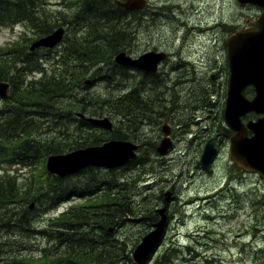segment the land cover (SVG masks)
Wrapping results in <instances>:
<instances>
[{
    "label": "rangeland",
    "instance_id": "1",
    "mask_svg": "<svg viewBox=\"0 0 264 264\" xmlns=\"http://www.w3.org/2000/svg\"><path fill=\"white\" fill-rule=\"evenodd\" d=\"M152 2L150 10L133 12V17L124 20L120 26L136 32L126 54L135 58L145 51L162 50L171 56L172 67L162 68L160 74L149 77L134 71L131 74L133 78L126 80V92L140 87L141 99H148V103L144 102V112L138 117L142 118V123L129 122L130 118L118 116L107 105L95 107L87 103L91 97L122 98L124 91L121 88L124 86L113 88L97 80L103 75L126 78L122 68L113 66V59L102 68L91 67L87 65V59L74 62L73 56L64 53L66 59L69 58L65 66L61 61L50 64L54 51L40 50L36 54L37 58H41L38 61L40 69L46 72L53 70L58 76L64 71L74 75L70 81L69 96H62L52 104L61 111V120L42 125V135L60 141L64 137H87L91 131L79 127L72 113L77 108L96 109L98 113L102 112L101 116L85 114L92 118H108L112 131H121L124 140L140 147L135 163H129V168L128 165L118 168V172L128 174L132 170L138 171L130 177L121 178L103 168L87 170L85 175L70 177L61 184L46 181L43 186L51 185L53 192L45 196L40 193L33 209H28V204L19 209L9 205L6 210L8 216H12L11 221H19L22 214L28 226L24 231L13 225L11 229L0 228V242L7 244V256L0 255V264H12L8 261L12 256H8L15 252L17 245H21L18 252L29 260H55L56 264H65L64 254L70 246H75V239L69 235L75 233L76 228L67 230L62 226L66 220H61L76 213L74 210L80 206L93 202H88V199H95V195L104 192L118 197L114 204L118 211L110 214L114 221V228L109 230L112 235L106 232L105 227L97 226L95 233L97 236L103 234L117 248L119 256L115 264H133L131 258L128 262L118 243L125 242L126 252L129 251L131 256L144 235L142 233L151 229L158 220L155 210L165 206L168 221L164 238L143 264H264V181L257 174L239 170L229 156L228 137L218 135L225 125L222 108L228 82V78L223 77L227 68L223 40L227 39L234 26L253 25L261 9L252 5L240 6L235 0ZM69 5L68 0H51L45 10L58 17V27L65 29L68 42H72L81 36L71 26L63 24L64 20L58 16V13H68ZM25 32L23 25L0 28V48L19 39ZM64 47L66 44L61 43L56 47L57 52H62ZM96 69H100L98 76L94 74ZM215 72L219 73V78L211 81ZM154 80L156 83H153ZM218 86L224 97L214 95ZM160 95L164 96V101L158 100ZM252 96L251 90L245 94L247 99ZM201 100L207 101L205 105ZM1 101L0 110L4 109ZM257 117L259 115L248 113L242 121H254ZM60 124L64 128L69 126L68 130L60 128ZM163 125L170 129L171 147L165 156H159L155 149L163 138ZM104 131L98 130L106 134L107 131ZM209 139H214L217 156L211 164V171L207 172L200 166L199 158ZM5 165L0 174L11 170L21 185L28 182L31 171L35 173L36 181L48 179L50 175L42 165L32 168L20 164ZM142 177L145 181L143 192L132 186V181ZM117 183H122V187L115 186ZM107 184H111L112 189L106 188ZM228 185L234 190L228 192ZM86 194L87 198H84L82 195ZM89 229L78 228L86 233ZM64 234L69 236L67 242L59 239Z\"/></svg>",
    "mask_w": 264,
    "mask_h": 264
},
{
    "label": "trees",
    "instance_id": "2",
    "mask_svg": "<svg viewBox=\"0 0 264 264\" xmlns=\"http://www.w3.org/2000/svg\"><path fill=\"white\" fill-rule=\"evenodd\" d=\"M50 1L0 0V28H13L23 25L26 32L35 36L34 39L49 35L60 26L57 23L58 17L47 13L45 10ZM68 1L70 2V5L67 7L69 12L65 15L58 13V16H61L64 20L63 24L71 26L74 29L73 31L77 32L81 38L68 42V37L65 36L62 43H65L66 47L62 49V52L58 53L56 47V50L55 48H41L29 51V44L34 39L32 38L33 36L29 37V34L26 32L19 39L0 48V83H7L10 89L8 97L1 101L4 109L0 110V169H4L6 167L5 164L9 166L20 164L26 168H32L37 165H42L43 167L46 158L51 155L66 154L74 150L98 146L110 140H124L125 138L124 134L118 130L106 132V134L98 132V130L103 129L88 122L86 123L76 115L80 113L84 117H88L85 114L87 113L90 116H101L102 112L98 113L96 109L77 108L73 111V113H76H72V118L78 120L79 127L91 131L90 134H87V137L78 136L72 139L64 137L60 141L55 138L45 137L40 131V127L45 123H57L61 120V111L52 106V104L56 103V100L62 96H69L70 81L74 75L71 72L64 71L62 75L58 76L53 70L46 72L40 69L38 61L41 58H37L36 54L40 50L46 52L54 51L55 55L50 60V64L61 61L66 66L69 58L66 59L64 53H68L69 57H74V62H80L81 59L85 61L87 59V65L102 68L103 65L107 66L110 64L117 53L127 51L131 47L136 34L135 31H130L126 27L120 28L124 20L133 17V12L118 7L115 0ZM142 11L148 10L145 8ZM111 63L115 68H122L121 71L123 73H121L126 78L120 79L111 75H103L102 78H98L97 80H101L102 83H105L107 86L110 85L113 88H116L117 85L119 87L126 85V80L133 78L131 74L135 70L115 64L114 61ZM94 74L96 76L100 75V69H96ZM37 75L39 76L38 78ZM30 77L31 79H29ZM153 83H156V81L154 80ZM138 89L140 87L137 89L132 88V90L126 92V87L124 86L121 88L124 93L120 99L119 97L115 98V100L112 98L101 99L91 97L87 103L95 107L107 105L114 109L118 116L130 118L129 122L142 123V118L138 117H141L142 112H144L145 103H148V99L142 100L141 95L143 94L141 91L138 92ZM158 100L164 101L165 98L163 95H160ZM202 103L205 105V101H202ZM46 107L48 109H45ZM61 126L62 124H60V128L65 131L68 130L69 126L65 128ZM134 163V160L130 162L131 165ZM130 164H127L128 168L129 166L131 167ZM118 168L103 169L110 173H115L113 174L115 177L121 176V178L130 177L135 171H138L132 170L127 174L126 172H118ZM93 169L95 168L87 167L78 172L77 175L80 177L85 175L87 170ZM29 175L28 182L21 185L17 182V176L11 174V170L0 174L1 229H11V225H13L16 228H23L24 231L28 226V222L24 221L25 217L21 214L18 218L19 221H11L12 216H8L6 208L12 205L13 208L19 209L23 208L26 204L29 206L32 202L33 204L37 203L40 193L45 196L53 192L51 185L43 186L46 181H57L61 184L70 178H59L49 175L48 179L36 181L34 179V172L31 171ZM45 175L47 176L46 172ZM144 183V177H142L132 181V186L143 192L142 186H144ZM115 186L121 188L122 183H117ZM105 187L111 188L112 186L111 184H107ZM117 199V196L114 197L110 193L97 194L95 195V199H88V202H93L88 203L87 209L79 207L74 210L77 211L76 213L69 215V213H72L69 212L66 214L69 216L63 217L61 221H66L62 226L66 227L67 230L76 228L75 233L69 235L75 239V246H70V250L64 254L66 258L64 259L66 261L65 264L116 263L119 256L117 248L111 244L110 240H106L103 234L97 236L95 227L97 226L102 229L105 227L106 232L112 235L109 230L114 228V221L110 218V214L118 211V208L114 205ZM149 226H146L147 229ZM80 227L90 229L86 233L79 231L78 228ZM20 230L22 231V229ZM145 233L146 231L142 234ZM69 236L64 234L59 239L67 242ZM118 244L123 248L127 260L130 262V252H126L127 244L125 242ZM6 246L5 242H0L1 256H7ZM20 248L21 245H17L15 252H11L12 255L8 256H12L11 259H8L12 264H56L55 260H29L18 252ZM122 264L128 263L123 262Z\"/></svg>",
    "mask_w": 264,
    "mask_h": 264
},
{
    "label": "water",
    "instance_id": "3",
    "mask_svg": "<svg viewBox=\"0 0 264 264\" xmlns=\"http://www.w3.org/2000/svg\"><path fill=\"white\" fill-rule=\"evenodd\" d=\"M235 1L240 6L246 4L256 6L261 9V14L253 27L237 31L229 35L225 41L229 77L223 111L225 125L220 128L218 134L230 136L228 153L235 166L243 172L257 174L264 181V0ZM115 2L118 7L127 11L139 10L147 5V0H115ZM63 36V27H58L49 35L32 42L29 51L40 48L52 49L62 42ZM165 58L164 53L154 51L145 52L135 58L120 52L115 55L113 61L121 66L155 72ZM8 87L7 83H0L1 100L8 97ZM247 87H252L254 90L252 99H247L244 95ZM248 113L259 115V117L255 121L249 120L243 123L242 117ZM78 117L107 131L111 130L112 125L107 118H85L81 114H78ZM161 132L164 137L156 148V152L164 156L171 147L170 129L164 125L161 127ZM137 149L138 146L131 142L111 140L100 146L51 155L45 160V168L49 174L61 178L74 175L87 167L113 169L122 167L135 159ZM216 156L214 139H209L200 155V166L210 172L211 164ZM164 212V208L157 209L158 221L133 249L131 258L134 264L146 262L159 247L165 234Z\"/></svg>",
    "mask_w": 264,
    "mask_h": 264
},
{
    "label": "flooded vegetation",
    "instance_id": "4",
    "mask_svg": "<svg viewBox=\"0 0 264 264\" xmlns=\"http://www.w3.org/2000/svg\"><path fill=\"white\" fill-rule=\"evenodd\" d=\"M148 1V3H149V6H148V8H147V10H150V8L151 7H153V0L152 1H150V0H147ZM253 25H246V26H239V27H235L234 26V28L232 29V31H231V33L230 34H232V33H235V32H237V31H240V30H244V29H248L249 27H252ZM230 34H228V36L230 35ZM227 35V34H226ZM227 38V37H226ZM225 39L223 40V49H224V57H225V62H226V66H227V68H226V70H225V74L223 73V77L224 78H228L229 77V70H228V64H227V49H226V45H225ZM160 50V49H159ZM155 52H164L165 54H166V59L162 62V63H160L159 65H158V67H157V69H156V71L155 72H146V71H141V70H137V71H139V72H143L145 75L147 74L149 77H151L152 75H154V74H160L161 73V70H162V68H165V67H167V66H169V67H172V64L170 63V54L168 53V52H166V51H162V50H160V51H155ZM175 69V68H174ZM217 79V78H219V73H217V72H215L212 76H211V81H214V79ZM88 81L86 80L85 81V84L87 83ZM212 84H213V82H212ZM214 86V85H213ZM219 90H220V87L218 86L217 87V90L215 91V93H214V95H216L217 97H220V96H222V97H224L220 92H219ZM227 90H228V82H227ZM249 90H251L252 92H253V96H254V90H253V88L252 87H247L245 90H244V95L246 94V93H248L249 92ZM226 95H227V91H226ZM252 96V97H253ZM252 97H250L249 99H252ZM224 107H225V101H224V103H223V111H224ZM222 111V112H223ZM223 115V114H222ZM258 118V117H257ZM256 118V119H257ZM255 119V120H256ZM254 120V121H255ZM220 131V130H219ZM219 135V134H218ZM251 135V133L249 132V136ZM221 137H226V136H221ZM230 137V136H229ZM229 137H228V139H229ZM228 142H229V140H228ZM139 149H140V147L136 150L137 151V153H138V151H139ZM156 150V149H155ZM228 190V192H230V189L228 188L227 189ZM84 197L85 198H87V194L86 195H84ZM82 208H85V209H87V205H84V206H82ZM164 209H165V213H166V215H167V221H168V214H167V211H168V209H167V207L165 206V207H163ZM157 214V213H156ZM158 215V214H157Z\"/></svg>",
    "mask_w": 264,
    "mask_h": 264
},
{
    "label": "bare ground",
    "instance_id": "5",
    "mask_svg": "<svg viewBox=\"0 0 264 264\" xmlns=\"http://www.w3.org/2000/svg\"><path fill=\"white\" fill-rule=\"evenodd\" d=\"M132 83V82H131ZM77 87V86H76ZM206 101V100H205ZM207 102V101H206ZM51 138V137H50ZM43 141V140H42ZM160 206V205H159ZM147 221V220H146ZM145 225V224H144ZM173 249V248H172ZM172 255V254H171Z\"/></svg>",
    "mask_w": 264,
    "mask_h": 264
}]
</instances>
